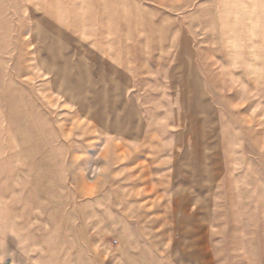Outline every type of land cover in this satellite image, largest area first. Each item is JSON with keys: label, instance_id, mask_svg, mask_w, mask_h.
<instances>
[{"label": "rangeland", "instance_id": "1", "mask_svg": "<svg viewBox=\"0 0 264 264\" xmlns=\"http://www.w3.org/2000/svg\"><path fill=\"white\" fill-rule=\"evenodd\" d=\"M0 264H264V0H0Z\"/></svg>", "mask_w": 264, "mask_h": 264}]
</instances>
